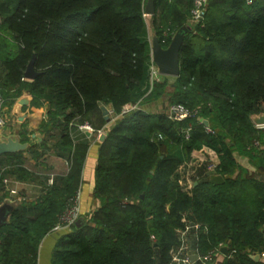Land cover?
<instances>
[{
    "label": "trees",
    "instance_id": "trees-1",
    "mask_svg": "<svg viewBox=\"0 0 264 264\" xmlns=\"http://www.w3.org/2000/svg\"><path fill=\"white\" fill-rule=\"evenodd\" d=\"M146 2L0 0L4 106L11 109L27 92L30 109L47 107L41 140L31 143L22 132L28 149L0 157V205L11 201L5 178L40 187L34 199L11 202L14 209L0 226V264H37L39 245L51 232L62 233L51 264H169L186 227L196 233L192 244L201 254L226 245L237 260L263 264L249 255L264 250V128L251 121L264 113V0H207L197 23L193 0H152L151 28L162 48L188 28L179 75L152 83ZM33 55L38 75L30 81L23 73ZM162 96L168 106L197 113L176 121L168 107L148 111ZM126 105L136 109L121 115ZM100 106L116 120L98 150L92 198L99 205L67 225L62 217L80 192L88 148L73 143L71 130ZM202 147L218 155L215 173L224 181L202 182L204 163L191 178L197 185L188 188L180 169ZM234 153L256 170L237 165ZM50 154L67 169L47 184V173L56 170L47 163ZM29 160L43 177L29 171ZM58 225L63 228L54 230Z\"/></svg>",
    "mask_w": 264,
    "mask_h": 264
},
{
    "label": "crops",
    "instance_id": "crops-1",
    "mask_svg": "<svg viewBox=\"0 0 264 264\" xmlns=\"http://www.w3.org/2000/svg\"><path fill=\"white\" fill-rule=\"evenodd\" d=\"M160 77V76H159ZM163 77V76H161ZM30 103V96L27 92H22V94L16 99L11 109L5 108V113L7 117V126L4 130V135L1 141H4L8 137H18L20 139V133L26 132L29 134V138L32 140H38L41 135L39 134L37 130L40 123H42L46 119V108L45 106H40L38 108H29ZM155 105V104H154ZM157 105V104H156ZM152 105H148L146 107L147 109H151ZM104 107L108 111L110 108L108 106H100L99 110L92 113V124L94 126H97L95 128L101 130V134H94L82 131L78 128V125L76 124L78 122H74V126L71 130V137L73 139V143L77 144L79 142L87 143V153L84 161V165L81 172V185H80V197L78 201L79 209L82 214L88 213L92 210H95L98 208V201L94 200L92 198L93 188H94V172L95 167L98 160V150L99 146L102 143L100 141L101 137L100 135L106 136V133L110 130V128L115 123V117L108 115L107 120L104 119L103 113L101 111V108ZM149 111V110H148ZM97 114L101 117V124L97 125V122H99V118L97 117ZM264 114V113H261ZM91 115V114H90ZM255 116V115H254ZM251 116V119L254 117ZM98 119V120H97ZM88 121V120H86ZM89 122V121H88ZM254 125V124H253ZM255 126V125H254ZM257 127V126H255ZM257 128H264V126H258ZM20 131L18 132V130ZM18 132V133H16ZM105 138V137H104ZM39 141V140H38ZM29 143V142H28ZM30 145V143H29ZM51 155V154H50ZM26 158H29L28 155L24 154ZM52 159H55V163L60 164L61 168L55 170L54 173H47V184H51L49 181L52 182V176L55 174H60V170H66V162L64 159L56 158L54 156L51 157ZM234 159L237 165L241 166L242 168L246 169L248 172H254L256 169L254 165L249 161V159L245 156L238 155L234 153ZM219 162L218 155L211 149L207 147H202L200 150L192 151L190 155V160L188 163H186V168L180 169V173L185 172L183 174L184 177H186V182L190 181V184H186L188 188L195 186L193 180L191 179L193 174L195 176V170L200 168V166L204 163H212L214 165H217ZM34 164V161L29 160L28 164ZM186 170V171H185ZM204 168L202 170L203 173L207 174L208 172L205 171ZM29 171L32 174L38 175L43 177L42 171L34 172L29 169ZM59 172V173H58ZM216 174V173H215ZM9 181L8 184H19L24 187L26 190L30 184H38L36 181H31L29 179L25 180H18L15 177H8L5 178ZM262 234L264 235V225L261 227ZM63 232V230L61 231ZM64 232H66L64 230ZM62 233L58 232H51L50 234L46 235L38 249V260L37 264H51L52 259V251L61 236ZM185 244L187 247L188 254L190 256H201L204 254L199 253L196 246H194L192 243L196 239V233L188 231L185 236ZM222 247H227L226 245H220L218 248L211 250L210 252H213V257L211 263H202L200 262L197 257L194 259H191L193 264H246L243 260H237L235 257L230 255V251L228 248V254L224 255L223 252H221ZM257 257V258H256ZM250 260H252L254 263L260 262L264 264V261L261 260L258 257V254H250L249 255Z\"/></svg>",
    "mask_w": 264,
    "mask_h": 264
},
{
    "label": "water",
    "instance_id": "water-1",
    "mask_svg": "<svg viewBox=\"0 0 264 264\" xmlns=\"http://www.w3.org/2000/svg\"><path fill=\"white\" fill-rule=\"evenodd\" d=\"M144 11L148 15L154 13V7L152 0H147ZM188 31V28H180L171 38L170 43L166 48H162L158 38L154 37L150 46L151 60L157 67L158 73L161 76H171L177 77L179 75V50L183 43L185 33ZM34 60L35 55L32 56L31 60L26 66V69L23 73V78L26 80H34L38 72L34 70ZM101 111L107 119V110L102 107ZM252 123L255 126H264V114L255 115L251 119ZM202 124L207 127L208 122L206 120L201 121ZM104 139V135L101 136V141ZM40 141V138H38ZM29 147L28 143H22L18 137H8L4 141H0V157L6 154H15L18 152L26 151ZM222 176L215 174L214 171H209L206 176L203 178L202 182L210 183L214 185H219L223 183ZM196 186L197 183H194ZM14 207L11 203L5 202L0 205V226L7 223L10 213L13 211ZM192 225V224H191ZM221 252L224 255L228 254V248L222 247ZM196 256H191V259H194ZM257 258V257H256Z\"/></svg>",
    "mask_w": 264,
    "mask_h": 264
},
{
    "label": "built area",
    "instance_id": "built-area-1",
    "mask_svg": "<svg viewBox=\"0 0 264 264\" xmlns=\"http://www.w3.org/2000/svg\"><path fill=\"white\" fill-rule=\"evenodd\" d=\"M247 3H251V0H247ZM206 5H207V0H193V8L191 10V20L193 22L197 23L200 21V19L203 17V15L205 13ZM158 75H159V73H158L157 67L155 66V64L151 60V64L149 66V76H150L149 81H150V83L158 80V78H159ZM5 108L6 107L4 106V101L0 95V141L3 138L4 130L7 126V117H6V113H5ZM135 109H136L135 105H126L122 108L121 115L126 114L130 111H133ZM109 112H110V114H112L111 111H109ZM196 113L197 112L195 110L190 111L180 104H174V105H171L169 107L167 115L169 118H171L173 120L180 121V120H183L187 117L195 116ZM79 129L80 130L85 129V130L89 131V128L86 125L80 127ZM189 132H190V128H188L186 130L185 138H189ZM206 132H210L208 127H206ZM215 166L216 165H214L212 163H208L206 165V172H209V171L215 172ZM2 183L5 186H7L9 182H8V180L3 179ZM78 200H79V193L77 194V197L75 199V204L73 205V207L69 211L66 212L65 216L62 217V221L64 223H66L67 225L71 224L76 219V217L78 215L79 211L75 207L77 205ZM191 227L197 229V226L191 225ZM61 228H63V226L58 225L54 228V230H58ZM188 230H189V227H186V229L182 233H180V241H181L180 246L175 248V249H172L170 251V263L169 264H193V262L191 260V256L188 254L187 247L185 244V238H184V236L188 232ZM196 257L202 263H211L212 257H213V252H207L204 255H201V256L197 255ZM258 257L264 261V250L258 254Z\"/></svg>",
    "mask_w": 264,
    "mask_h": 264
},
{
    "label": "rangeland",
    "instance_id": "rangeland-1",
    "mask_svg": "<svg viewBox=\"0 0 264 264\" xmlns=\"http://www.w3.org/2000/svg\"><path fill=\"white\" fill-rule=\"evenodd\" d=\"M144 17H145V20H146V25H147V28H148V37H149V43H150V46H151V43H152V40L154 39V37H156L155 35H154V31L152 30V28H151V15H148V14H146V13H144ZM158 18V17H157ZM157 38V37H156ZM158 76H161L160 74L158 75ZM163 77H166L167 79H168V81H173L174 80V78H176V77H171V76H163ZM169 89H167V91H168ZM13 106V105H12ZM43 106H45V108H46V113H47V107H46V105H43ZM167 107H168V109H169V107L170 106H168V100H167V97L166 96H162V98H161V100H160V102L156 105H154V104H152V106H151V109L149 110V111H158V112H161V109L163 108L164 109V111L167 109ZM107 110V109H106ZM110 111V110H109ZM108 110H107V115H110V112H109ZM163 111V112H164ZM103 113V112H102ZM167 113H168V110H167ZM103 115V114H102ZM256 115V114H255ZM258 115V114H257ZM47 116V115H46ZM92 114L91 115H89V116H87L86 118H84V121H86V120H88V121H86L85 123H83L82 121H76L77 123V125H78V128H80V127H82V126H88V128H89V131H87V130H82V131H85V132H89V133H94V134H101V130H99V129H97V128H95V127H97V126H94L93 124H92V122H93V120H92ZM254 116V115H253ZM103 117H104V119L105 120H107L106 119V117L103 115ZM96 118H99V122H97V125H100L101 124V120H100V116H99V114H97V117H95V119ZM98 120V119H97ZM41 124V123H40ZM40 126V125H39ZM39 126H38V128H39ZM38 128H37V130L36 131H38ZM20 131V129L18 130V132ZM18 132H16V133H18ZM40 134V133H39ZM102 135H100V137H101ZM105 137V136H104ZM101 141V140H100ZM26 155V154H25ZM191 155V154H190ZM51 157H52V155H50ZM51 157H48V159H47V163H52V164H54L55 165V167L57 168V169H60L61 167V165L60 164H57V163H55L56 161H55V159H52ZM30 165H32L33 166V164L31 163ZM30 165H28V169H30V170H32V171H34V172H39V171H42L39 167H37V168H32ZM9 182V181H8ZM50 182V181H49ZM51 183V182H50ZM186 184H190V181H188V182H185ZM6 188H9V196H10V200L11 201H9V200H6V202H8V203H17V202H19V201H22L24 198H26V199H28V200H32V199H34L35 197H37V196H39V194H40V187L38 186V184H30L29 186H28V188L25 190L24 189V187L22 186V185H19V184H8L7 186H6ZM79 197H80V192H79ZM79 201V200H78ZM78 201H77V205L75 206L76 207V209L80 212V209H79V205H78ZM79 212H78V214H79Z\"/></svg>",
    "mask_w": 264,
    "mask_h": 264
}]
</instances>
